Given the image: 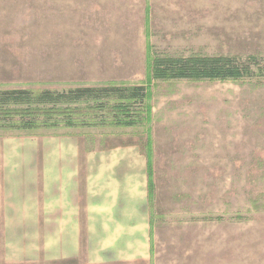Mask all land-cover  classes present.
Returning <instances> with one entry per match:
<instances>
[{
  "label": "rangeland",
  "instance_id": "obj_1",
  "mask_svg": "<svg viewBox=\"0 0 264 264\" xmlns=\"http://www.w3.org/2000/svg\"><path fill=\"white\" fill-rule=\"evenodd\" d=\"M189 56L264 57V0H0V91H147L133 126L78 104L32 131L0 113V138L138 146L148 160L146 264H264V77L152 78L153 59ZM6 249L0 217V264H87L13 262Z\"/></svg>",
  "mask_w": 264,
  "mask_h": 264
},
{
  "label": "crops",
  "instance_id": "obj_2",
  "mask_svg": "<svg viewBox=\"0 0 264 264\" xmlns=\"http://www.w3.org/2000/svg\"><path fill=\"white\" fill-rule=\"evenodd\" d=\"M90 145L73 135L0 138L10 260L151 262L147 156L135 145Z\"/></svg>",
  "mask_w": 264,
  "mask_h": 264
},
{
  "label": "trees",
  "instance_id": "obj_3",
  "mask_svg": "<svg viewBox=\"0 0 264 264\" xmlns=\"http://www.w3.org/2000/svg\"><path fill=\"white\" fill-rule=\"evenodd\" d=\"M151 74L155 80L192 81L264 77V57L245 60L226 56L158 57L151 61ZM146 99L147 91L143 86L78 87L62 92L4 90L0 91V113L5 118L6 115L12 118L11 113L18 115V121L9 125L11 128L32 131L39 126H47V118L50 119L53 112L69 111L72 105L91 104L88 109L95 112L109 110L107 118L111 120L110 124L133 126L139 116L133 105L139 107ZM59 105L67 107L60 109ZM49 106L52 107L47 108ZM43 115L45 117L40 120ZM70 121L68 119V125H71Z\"/></svg>",
  "mask_w": 264,
  "mask_h": 264
}]
</instances>
